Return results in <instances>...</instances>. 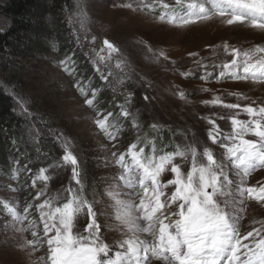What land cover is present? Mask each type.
<instances>
[{"label": "snow or ice", "instance_id": "snow-or-ice-1", "mask_svg": "<svg viewBox=\"0 0 264 264\" xmlns=\"http://www.w3.org/2000/svg\"><path fill=\"white\" fill-rule=\"evenodd\" d=\"M112 7L150 17L170 28L187 29L221 18L226 26L250 27L264 34V0H113ZM77 9L71 22L79 23L83 31H77L75 43L79 49L86 43L89 46L85 55L102 84L91 88L90 83L86 87L76 79L75 49L58 61V67L73 78V87L83 97V104L94 113L95 127L111 144L106 166H115L119 171L105 178L103 191L94 186L89 192L86 170L72 150V141L38 118L63 154L35 172L27 164L15 167L19 157L14 160L12 179L23 172L31 178L30 187L36 189L31 201L22 206L3 203L11 230L21 234L16 240L19 248L30 258L36 257L33 264H264V218L253 219L250 229L242 230L250 208L264 209V182L249 184V177L264 170V103L244 92L229 93L236 97L234 103L214 95L203 104L227 110L217 119L230 120V132H225L217 119L204 116L201 119L211 126L207 131L211 146L196 133H179L184 137L179 143H165L162 135H157L158 143L148 141L152 149L146 152L143 145L147 137L142 135L139 110L132 111L134 90L127 88L134 72L129 56L106 37L96 47L97 36L89 38L83 7L78 4ZM138 43L147 48L146 59L157 63L169 60L163 50L157 52L144 41ZM209 47L213 53L210 57L190 52L195 67L179 75H198L205 83L242 81L264 90V46L242 48L225 42ZM171 63L169 70L178 71L177 62ZM139 79L144 81L145 77L140 75ZM147 87L151 89V83ZM106 89L114 94V108L101 110L99 94ZM118 90L121 102H116ZM9 94L15 101L12 111L31 120L34 113L30 98L15 90ZM176 95L186 99L183 91ZM143 99L150 104L155 97L144 94ZM242 115L247 118H240ZM121 117L122 123L130 119L136 134L125 151L120 150L121 129L113 123ZM163 128L155 122L150 125L153 133H161ZM43 134L35 122L28 129L38 157L47 155L40 147ZM11 142L19 152L21 140L13 138ZM171 144L174 149L165 150ZM26 154L27 149L19 153ZM28 163H32L31 157ZM65 171H70L69 182L52 194L49 183L53 173L59 176ZM168 174L171 178L165 179ZM113 218L121 235L115 245L104 240L105 229L111 228ZM8 230L5 223L4 231Z\"/></svg>", "mask_w": 264, "mask_h": 264}, {"label": "rangeland", "instance_id": "rangeland-1", "mask_svg": "<svg viewBox=\"0 0 264 264\" xmlns=\"http://www.w3.org/2000/svg\"><path fill=\"white\" fill-rule=\"evenodd\" d=\"M112 2L113 0H74L73 8L68 13L65 28H63L64 32H70L69 34L73 36L72 46L58 47L54 36L49 34V46L45 52L36 53L33 57L22 62L17 86L4 84L0 79V85L7 92L10 93V91L15 90L30 98V108L34 117L29 120L19 116L28 127L27 131L33 122L36 123L37 128L43 129L44 134L40 147L47 155L38 157L35 151L36 163L31 168L33 172L37 171L39 167L50 166L63 154L62 149L48 134L44 125L39 122L38 118H42L49 126L62 132L72 141V150L80 157L86 170L89 192L94 186L97 187L98 191H103L106 187L105 178L119 170L115 166H106L105 158L110 159L111 144L95 127L94 113L83 104V97L73 87V78L58 67V61L63 59L66 53L75 49L73 59L80 62L81 65L83 64L84 68L87 69L88 76L92 78L91 88H96L102 84L85 55L89 46L86 43L83 49H79L75 43L77 31H83L80 29L79 23L71 22L72 17L78 11V4L83 7V12L87 16L86 28L89 38L91 35L97 36L96 47H99L101 40L106 37L120 45L129 56L134 72L131 81L127 83V88L134 90L132 111L139 110V118L144 129L143 136H149L146 132L151 131L150 125L155 122L164 125L162 131L170 134L171 141L181 142L184 137L179 133L187 135L196 133L202 141L211 146V142L207 140V131L211 126L201 117L211 116L217 119L218 116L226 115L227 110L219 106H205L203 101H209L215 95L223 98L225 102L234 103L237 102L236 97L229 95V93L244 92L251 99L264 103V90L251 83L242 81L205 83L198 78V75L189 78H183L179 75V72L195 67L192 58L188 55L190 52H198L201 57L212 56L210 45H222L227 42L242 48H251L257 44L264 46V36L259 37L256 30L250 27L226 26L221 18H213L187 29L170 28L153 21L150 17H144L127 9L113 8ZM45 19L47 22L51 21L48 16ZM8 24L6 20L0 18V30H4ZM244 29L246 33L243 32ZM138 41L146 42L157 52L163 50L169 60H161L157 63L146 59L147 48ZM172 61L177 62L178 71L169 70L173 67ZM82 75L77 71L76 79L88 86V79ZM140 75L145 77L144 81L139 79ZM98 83L100 84L98 85ZM147 83H151V89L147 87ZM205 87L209 89L208 92L202 91ZM105 91L106 99H101L102 96L99 97L101 103L98 107L101 110L114 108V94L110 89ZM179 91L185 93L186 99H180L176 95ZM144 94L155 97V99L149 104L143 99ZM116 97V102L122 101L120 90L117 91ZM241 103H248V101H241ZM115 111L118 112L119 109H115ZM240 118L246 119L247 117L242 115ZM122 121L123 118L121 117L113 120V123L121 129L119 133L120 150L125 151L127 145L135 141L136 134L131 128L130 119L126 123H122ZM217 123L225 132L231 131L230 120L217 119ZM169 128L177 134L173 136L172 132L168 131ZM145 145L144 142L143 146ZM212 147L217 152L222 151L215 146ZM173 149L174 144L165 150ZM8 155L9 176L0 173V264H33L36 257L30 258L16 243L21 234L11 230V219L4 210L3 203L22 206L25 201H31L36 189L30 187L31 178L30 176L26 177L23 172L20 174H23L24 177H21L20 180L12 179L14 160L20 155L13 149V146L8 151ZM19 164L15 167L22 166L23 168L25 165V163L20 164V166ZM53 176L54 179L49 183V191L56 194L62 185H67L69 182L70 171L62 172L59 176L53 173ZM164 178H171L170 174ZM257 181L264 182V170L257 171L249 177V184H255ZM24 184H27L28 187H21ZM15 187H20L21 190L19 192L12 191ZM20 210L22 211V207ZM262 218H264V209L250 208L249 213L242 221V230H249L253 219ZM103 220L104 218L101 217L102 223ZM5 223L9 225L7 232L4 231ZM28 238H31L30 234H28ZM120 238L118 225L113 218L111 228L105 229L104 240L115 245V241Z\"/></svg>", "mask_w": 264, "mask_h": 264}, {"label": "trees", "instance_id": "trees-1", "mask_svg": "<svg viewBox=\"0 0 264 264\" xmlns=\"http://www.w3.org/2000/svg\"><path fill=\"white\" fill-rule=\"evenodd\" d=\"M73 3L74 0H0V18L9 23L4 30H0V79L2 83L17 86L22 62L36 53L45 52L49 46V34L54 36L58 47L72 46L73 36L69 34L70 32H64L63 28H65L66 17L69 16L68 13L72 10ZM46 16L51 19L50 22H47ZM76 67L77 71L88 79V85L92 84L83 64L76 62ZM100 96H102L101 99H106V91H101ZM14 106L15 101L0 85V173L7 177L10 172L8 151L13 146L11 142L13 138L21 140L18 154L27 149L26 156L19 157L20 164L25 163L29 168H33L36 163L35 146L29 139L28 127L12 111ZM146 133L149 135L144 141L146 152L152 149V143L148 141L158 143L155 139L157 135H162L165 143L171 141L170 134L165 131ZM28 157H31L32 163H28ZM21 177L24 175L19 174L17 179L20 180Z\"/></svg>", "mask_w": 264, "mask_h": 264}, {"label": "bare ground", "instance_id": "bare-ground-1", "mask_svg": "<svg viewBox=\"0 0 264 264\" xmlns=\"http://www.w3.org/2000/svg\"><path fill=\"white\" fill-rule=\"evenodd\" d=\"M243 32L246 33V30L244 29ZM257 33L259 34V35L257 34L259 37L264 36V34H261V33H259L258 31H257Z\"/></svg>", "mask_w": 264, "mask_h": 264}]
</instances>
